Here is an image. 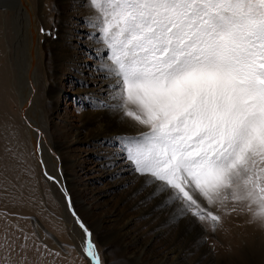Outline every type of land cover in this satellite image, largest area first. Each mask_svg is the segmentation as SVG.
Segmentation results:
<instances>
[{
  "label": "snow or ice",
  "instance_id": "obj_1",
  "mask_svg": "<svg viewBox=\"0 0 264 264\" xmlns=\"http://www.w3.org/2000/svg\"><path fill=\"white\" fill-rule=\"evenodd\" d=\"M87 6L107 52L96 67L108 89L98 106L132 129L114 138V155L147 199L174 208L173 222L210 220L215 232L214 207L230 198L264 227V0ZM72 215L89 264H103L91 229Z\"/></svg>",
  "mask_w": 264,
  "mask_h": 264
},
{
  "label": "rangeland",
  "instance_id": "obj_2",
  "mask_svg": "<svg viewBox=\"0 0 264 264\" xmlns=\"http://www.w3.org/2000/svg\"><path fill=\"white\" fill-rule=\"evenodd\" d=\"M30 2L39 42L36 102L27 117L41 131L37 152L19 107L28 87L23 77L13 75L12 14L0 10V264H52L56 253L62 259L55 264H87L70 232L73 210L84 222L101 219L107 231L131 218V229L141 232L140 242L151 235L148 228L157 215L141 214L149 202L133 207L139 196L132 192L134 180L117 167L124 161L114 155V138L132 129L119 121L112 130L98 129L101 119L115 116L98 106L108 97L107 81L96 71L100 56L107 52L93 39L98 31L87 24L92 14L87 0ZM74 136L80 140L71 143ZM53 143L61 146L57 156L69 179L65 188L45 175V169L54 173L48 151ZM81 205L88 207L87 217L80 213ZM214 214L220 217L215 232L212 221L197 222L208 253L197 264H264V227L259 221L248 222L247 205L229 198L214 207ZM153 238L154 249L165 247L164 237ZM93 240L103 264H126L117 237ZM180 258L189 263L195 253L186 250Z\"/></svg>",
  "mask_w": 264,
  "mask_h": 264
},
{
  "label": "bare ground",
  "instance_id": "obj_3",
  "mask_svg": "<svg viewBox=\"0 0 264 264\" xmlns=\"http://www.w3.org/2000/svg\"><path fill=\"white\" fill-rule=\"evenodd\" d=\"M0 10L3 12H7V10H9L12 14V24L14 26L13 31L15 34L13 43L14 59L12 64V66L14 65L15 71L13 75H15L18 79H20V76L23 77L28 87V93H26V97L21 99V105L19 107H21V111L24 116L23 119H25L26 122V132H28L29 136L35 138L37 142L36 144L39 143L40 145L42 142L41 131L38 129V125L31 123L27 117L29 108L31 109L34 107L33 105H35L36 102L35 86L37 83V73L35 67L39 42L36 30V19L34 17L36 13L30 0H17L12 4H7L3 0H0ZM52 48L54 49V47ZM117 121L118 119L116 117H104L103 120L101 119V123L98 124V129L100 131L112 130ZM79 140V136H74L73 142L71 143ZM60 149L61 146L58 143H53V145H51V149L48 151L50 154L49 156L52 158V169L54 170V173L51 174L50 171L46 169L45 171L50 176L55 177L54 180L65 188V185L67 184L66 180L69 179L64 176L62 169L59 168L60 159L57 155ZM37 151L38 149L36 148V152ZM35 157L38 159L37 156ZM117 167L128 171V176H131L130 170L124 162H118ZM132 192L139 193L136 200L131 203L133 207L141 206L149 202V205L145 206L146 208L141 210V214L145 215L146 218L149 215L151 217L157 215L151 226L148 228L151 231V235L145 241L140 242L141 232L131 229V218L124 220L114 231L104 230L101 219H90L84 223L91 229L93 239L110 238L111 235L112 237H117L118 242L116 243H118L121 249L122 255L126 260V264H186L187 262H184L180 258L186 250L195 253V258L187 264H197L201 258L208 256L206 248L200 241L203 229L198 223L193 225L184 218L173 222L171 217L175 209L170 207H158L160 201L157 198L151 200L147 199L148 190H140L139 181L134 180ZM69 202L67 201L68 210L70 209L69 205H71ZM87 208L88 207L81 205L79 208L80 213H85ZM69 214L70 217L68 218V222L71 227V235L78 244L79 251H82L81 242L83 240V232L77 226L74 219L75 217H73L71 213ZM77 215L79 218L81 217L80 214ZM88 215V212H86L85 215L82 214L84 217H87ZM159 235L164 237L165 247L156 250L152 247V240L154 239L153 237H157ZM170 255L172 256L170 257ZM149 260H152V262L150 263ZM85 261L89 264L87 258Z\"/></svg>",
  "mask_w": 264,
  "mask_h": 264
},
{
  "label": "crops",
  "instance_id": "obj_4",
  "mask_svg": "<svg viewBox=\"0 0 264 264\" xmlns=\"http://www.w3.org/2000/svg\"><path fill=\"white\" fill-rule=\"evenodd\" d=\"M53 258H54V263L52 262V264H55V261H57V260L61 261V259H62V258L58 257L57 255L55 257H53ZM57 264H61V263L58 262Z\"/></svg>",
  "mask_w": 264,
  "mask_h": 264
}]
</instances>
